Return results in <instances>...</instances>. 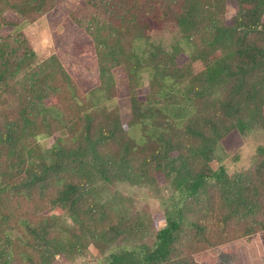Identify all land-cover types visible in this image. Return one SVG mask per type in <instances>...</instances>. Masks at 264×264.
Here are the masks:
<instances>
[{"label":"trees","instance_id":"trees-1","mask_svg":"<svg viewBox=\"0 0 264 264\" xmlns=\"http://www.w3.org/2000/svg\"><path fill=\"white\" fill-rule=\"evenodd\" d=\"M56 4L0 0V264L90 246L98 264H197L264 233V159L215 167L217 147L264 133V0H81L61 33L50 23L56 50L35 64L21 30ZM168 25L184 45L140 57L135 43ZM118 69L127 123L106 106ZM161 184L172 196L160 229L113 204L122 187L157 195Z\"/></svg>","mask_w":264,"mask_h":264},{"label":"rangeland","instance_id":"rangeland-1","mask_svg":"<svg viewBox=\"0 0 264 264\" xmlns=\"http://www.w3.org/2000/svg\"><path fill=\"white\" fill-rule=\"evenodd\" d=\"M56 11L53 12L51 20L45 17L28 23L21 30L28 43V48L35 53V64H40L53 54L56 50L55 42L50 33V23L56 25L55 31H62V22L67 21L68 15L82 8L81 0H55ZM53 21V22H52ZM10 30L4 29L6 34ZM179 44L184 42L180 39L178 30L171 26H164L150 35L149 41L141 40L135 43L137 54L142 57L147 50L161 45L166 51L172 52ZM117 85V97L106 103L108 109L118 108L122 123L130 119L129 101L126 77L122 69L114 73ZM148 74H140V87L146 93L148 86ZM132 135H138L137 129H131ZM52 139H42L41 144L49 148ZM264 148L263 132H248L237 138L234 149L219 146L215 152V167H223L228 173L245 171L250 169L257 160L264 159V153L258 148ZM121 195L113 200V204L121 210H126L129 216L146 214L151 220L154 229L164 227L163 209L172 194L161 184L159 193L153 194L147 190L122 187L119 189ZM136 243H138L136 241ZM100 256L94 247H89L84 257L69 259L65 256H57L53 264H98L96 261ZM197 264H264V233H260L244 241H236L218 248H213L195 256Z\"/></svg>","mask_w":264,"mask_h":264}]
</instances>
